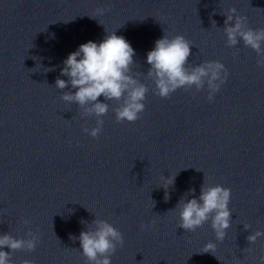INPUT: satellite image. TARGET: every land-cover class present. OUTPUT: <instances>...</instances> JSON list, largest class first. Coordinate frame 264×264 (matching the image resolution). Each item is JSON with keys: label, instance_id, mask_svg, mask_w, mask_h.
I'll list each match as a JSON object with an SVG mask.
<instances>
[{"label": "clouds", "instance_id": "obj_1", "mask_svg": "<svg viewBox=\"0 0 264 264\" xmlns=\"http://www.w3.org/2000/svg\"><path fill=\"white\" fill-rule=\"evenodd\" d=\"M109 10L97 8L96 13L103 15ZM230 12L231 14L226 15L223 28L227 37V46L234 47L243 41L245 47L256 52L257 66L264 68V46H262L264 28L252 29L247 26V17L235 15V8L230 9ZM212 24H215V21H212ZM191 46V41L182 35L169 38L164 34L155 41V47L147 53V63L150 65L147 77L155 85L153 90L155 95L166 99L180 88L195 87L199 91L207 85L209 90L207 98L209 101L213 100L214 94L226 82L228 71L219 61H205L194 67L188 66ZM134 55L135 50L130 43L123 36L112 32L108 33L100 43L88 41L81 44L63 61L64 67L60 75L68 77V80L57 77L55 87L63 90L70 85L75 91H63L61 99L77 104L85 115L96 118L95 127L83 129L91 137L96 138L101 133L104 124L102 117L109 112L110 101L118 104L117 107L112 108L117 123L125 121L134 123L145 110L144 101L149 87L136 78L140 75L139 72L135 74L132 72L136 64L133 60ZM52 70L46 68L45 72ZM100 97L104 98V102L100 101ZM175 176L162 177L161 186L167 189L174 183ZM194 193L195 189H190L175 207L179 215V228L186 232H194L211 221L216 240L223 241L232 221V212L229 208L231 189L219 184L203 183L199 197L188 199L189 194ZM164 199L165 201L169 199L167 191ZM91 224L94 227L81 231L78 238L70 235V239L73 241L79 239L86 264H111V257L115 254L117 246L124 244L123 234L103 219L95 218ZM140 227L144 230L147 226L142 224ZM248 227L244 225L246 230ZM261 236H264V232L256 231L248 235L247 240L252 244ZM27 237L16 238L9 233L0 234V264H12L13 252L34 251L39 235L29 231ZM5 247L10 251L2 250ZM215 247V243L208 242L203 253L213 254L212 250ZM23 264H34V261L24 260ZM260 264H264V256L260 257Z\"/></svg>", "mask_w": 264, "mask_h": 264}]
</instances>
